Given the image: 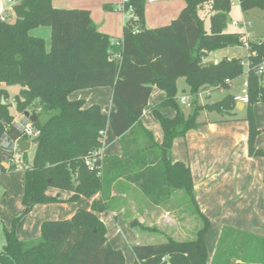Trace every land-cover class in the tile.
I'll return each instance as SVG.
<instances>
[{"label":"trees","instance_id":"16d2710c","mask_svg":"<svg viewBox=\"0 0 264 264\" xmlns=\"http://www.w3.org/2000/svg\"><path fill=\"white\" fill-rule=\"evenodd\" d=\"M16 1L15 18L0 19V139L15 119L4 85H20L15 97L18 110L25 113L32 107L38 116L34 123L41 130L32 140L37 144L33 165L22 164L24 213L38 204L77 201L98 193L101 197L90 209L78 208L69 219L45 220L39 238L21 240L6 230L0 264H125L124 252L110 243L107 226L97 212L111 211L117 200L113 190L132 184L156 205L174 191H183L202 221L192 239L166 236L158 243L133 245V264H208L206 235L211 221L197 204L190 167L182 161L172 162L171 150L177 137L201 124L198 118L203 107L223 115L233 113L234 95L203 106L199 94L229 87L227 80L243 75V61L248 59L249 153L264 158V149L255 145L261 129L253 110L256 103H264V75L257 72L264 60V39H249L245 57L204 61L203 52L245 46L243 33L227 30L233 0H185V8L170 24L155 29L144 25L147 0H126L124 8H132L134 16L126 22L121 46L99 31L90 10L57 8L52 0ZM239 3L243 12L264 8V0ZM205 6L213 12L209 30L200 15ZM42 25L51 28L50 49L42 36L32 33ZM117 53L119 58L114 57ZM180 77L189 86L188 114L177 97ZM105 86L113 88L116 107L109 114L99 104L85 106L84 99L69 98L76 90ZM154 86L166 91V98L152 107L164 132L161 143L141 119ZM166 107L174 108L176 115L165 116L162 110ZM108 124L122 146V155H104L91 168L86 157L103 146L102 132ZM5 161L15 167V153L0 148L1 172L9 169ZM49 187L73 195L61 199L47 194ZM131 225L159 231L138 219ZM260 242L264 263V237Z\"/></svg>","mask_w":264,"mask_h":264},{"label":"crops","instance_id":"0c3cea01","mask_svg":"<svg viewBox=\"0 0 264 264\" xmlns=\"http://www.w3.org/2000/svg\"><path fill=\"white\" fill-rule=\"evenodd\" d=\"M124 2L125 0H52L53 6L57 8L87 10L97 8L98 29L111 38H118L116 41L123 39L124 27L129 17V13L122 8ZM185 6V0L147 2L144 25L148 29L168 25ZM230 18L232 21V17ZM209 19L211 21V17ZM234 32L245 35L242 31ZM249 39L259 41L264 37L253 39L249 36ZM214 53L217 52H206L204 61L207 62V58ZM232 86L233 84L229 87ZM157 89L159 88L154 86L141 119L143 124L153 131L155 140L161 143L164 139L161 124L159 123V129L153 120L150 122L152 107L156 105L154 104L156 101L152 100L153 94L158 91L159 103L166 98V91ZM188 93L189 90H185L180 96L189 95ZM206 96H211V91L204 94V97ZM69 98L84 99L85 106L99 104L106 114L116 109L113 104V88L110 86L76 90ZM202 98L199 97L200 101ZM236 109L242 113L234 110L232 114L223 115L221 118L210 119L208 116L207 119H200L201 124L198 127L190 129L185 136L174 140L171 150L172 162L182 161L190 167L197 204L211 221V227L206 235L208 264H264L260 244L261 238L264 237V158L250 155L249 122L244 117L246 105L237 102ZM253 110L257 126L261 129L255 145L264 149V103H256ZM162 113L174 117L177 111L172 107H166ZM108 128L111 129L110 124ZM114 137L112 152H109V147H106L105 143L103 144L105 155H122V146L118 138ZM47 191L49 192V189ZM67 193L57 192L58 196L65 200L72 196L71 192ZM113 195L117 200L112 210L100 211L97 215L107 226L110 243L124 252L125 264H133L135 261L133 248L127 254L124 251L125 240L141 241L139 231L131 225L133 219H138L148 226H156L158 232H165V236L177 240L194 238L189 236H192L193 232L195 234L199 227L197 222L190 220L191 218H177L173 215L174 212L185 213L183 205L190 204L183 191H174L159 205L151 202L133 184L120 185L118 189L113 190ZM100 197L101 194L98 193L92 199ZM92 199L89 200L90 205ZM226 228H230V231L225 235L223 232Z\"/></svg>","mask_w":264,"mask_h":264},{"label":"rangeland","instance_id":"374dc122","mask_svg":"<svg viewBox=\"0 0 264 264\" xmlns=\"http://www.w3.org/2000/svg\"><path fill=\"white\" fill-rule=\"evenodd\" d=\"M5 0H0V9L4 6ZM90 10V9H89ZM91 18L94 23L97 25V8L90 10ZM212 10L209 6H205L202 10H200V15L205 19V28L209 30L210 28V17L212 15ZM230 15L232 17V21H229L227 30L228 31H242L245 35L251 36L253 39H259L264 37V8L255 7L247 12H243L240 3L238 0H233L232 8ZM236 24H233V22ZM100 31V30H99ZM32 33L34 35L42 36L46 39V46L47 49H50L51 46V30L49 26L42 25L35 28ZM118 40V38H112V43ZM247 47H234L229 48L228 51L224 52H217L210 55L207 58V62H214L215 60L223 59L224 57L229 58H236V57H245L247 53ZM247 66L244 65V74L240 77L233 80L232 87H225L222 89H214L211 90V96H206L202 98L203 106L206 104H211L222 98L226 97L227 95H241L243 94V90L246 89L245 82L247 80ZM158 87V86H156ZM159 88V87H158ZM21 89L20 85L12 84L6 87L8 93V99L11 104L9 106L10 113L17 117L21 112L18 110L17 103L15 101L16 95L19 93ZM161 88L157 89L160 90ZM177 97L182 95L185 90H189L188 83L185 77H180L177 83ZM234 95V96H235ZM158 97L159 93L156 91L153 94L152 100H154V104H158ZM181 97V96H180ZM5 100V98H4ZM200 101V102H201ZM186 108L185 105H183ZM186 114L189 113V108L185 109ZM31 113H34L33 108L29 107L27 110ZM235 111L238 112L239 110L235 108ZM242 113L241 111H239ZM247 109L244 111V117H247ZM152 114V115H151ZM151 120H153L156 126L160 129L159 121L156 119L153 113H151ZM165 115V114H164ZM209 116L210 119L214 118H221L223 114L219 113L215 110H208L206 107L201 109L199 114L200 119H207ZM106 134L104 135V143L106 147H109V152H112L111 146L114 144V133L110 128H106ZM152 131V130H151ZM153 132V131H152ZM37 152V144L32 141V146L29 151L26 153L17 150L15 152V167H10V161L3 162V165L8 167L9 169L6 172H1L0 170V251L3 250L4 245L6 243V230L14 231L17 237L21 240H32L35 238H39L42 235V224L45 220H62V219H69L75 213L78 208H86L90 209L92 203L95 199L81 197L77 201H65V202H53V203H46L34 206L31 211L27 214L24 213V206H23V196L25 191V184H24V174L22 172V164L27 161V163L31 166L34 163L35 154ZM25 156L27 157L25 160ZM49 192L47 194L58 197L57 192L67 193V191L60 190L54 187H49ZM47 189V190H48ZM69 192V191H68ZM73 195L70 194V196ZM65 196V195H63ZM66 197V196H65ZM64 198V197H63ZM92 199L91 205L90 201ZM89 206V207H88ZM184 209L181 213L177 214L178 212H174L173 215L177 218H191L190 220L193 222H197L199 226L201 225L202 221L200 216L197 212L192 209L191 204L186 203L183 205ZM193 226V225H192ZM139 237L140 242L137 240H125L124 251L127 254L129 250H132V246L139 243H158L164 241L166 239L165 232H149L146 230H140ZM196 233V232H195ZM194 237L195 234H191ZM187 237V238H189ZM133 241V242H132Z\"/></svg>","mask_w":264,"mask_h":264},{"label":"built area","instance_id":"2783aa9c","mask_svg":"<svg viewBox=\"0 0 264 264\" xmlns=\"http://www.w3.org/2000/svg\"><path fill=\"white\" fill-rule=\"evenodd\" d=\"M157 1H163V0H147V2L149 3L157 2ZM17 2L18 1L16 0H5L4 1V6L2 7V9H0L1 21H12L15 18L14 6ZM122 8L125 10L124 6H122ZM127 12L129 13V17H128V20H129L131 17L134 16V10L130 8L129 11ZM233 23L236 24L235 21ZM114 43L121 46L122 40L116 41ZM245 46L247 48L249 46V36H245ZM114 57L119 58L120 54L119 53L114 54ZM243 64L246 65L247 68L249 69L250 62L248 59L243 61ZM257 72L261 75H264V60L259 64L257 68ZM227 81L229 85L232 84L231 80H227ZM245 86H246V89L243 90V94L234 96V100L236 103L240 102L245 105L249 103V95L247 92V82L245 83ZM207 93H210V90L200 92L199 97H204V94H207ZM180 101L187 108L191 107L192 101H191L190 95H184L180 97ZM11 128H14L15 130H17L21 134V137L31 142L34 138L38 137L41 134V130L35 125V123L32 120H30L28 117H26L24 113H22L20 116L14 119L13 125L6 130L5 134L0 139V148L6 151L12 152V153H15L19 149L17 146V141L14 140L12 136L9 134V130ZM102 133L105 135V131H103ZM104 155L105 154H104L103 146L100 147L99 149L94 150L93 152H91L89 156L86 157V165L91 168L96 167L97 163L99 162V160L102 159ZM10 163L12 164V162Z\"/></svg>","mask_w":264,"mask_h":264},{"label":"water","instance_id":"95a60500","mask_svg":"<svg viewBox=\"0 0 264 264\" xmlns=\"http://www.w3.org/2000/svg\"><path fill=\"white\" fill-rule=\"evenodd\" d=\"M231 18L229 17V20ZM206 53L203 52V55H205ZM24 115L26 117H28L30 120H32L33 122H37L38 121V116L34 113H31L29 111H25ZM9 134L12 136V138L14 140L17 141V146H18V149L21 151V152H27L30 150L31 146H32V142L29 141V140H26L24 139L23 137H21V134L15 130L14 128H11L9 130Z\"/></svg>","mask_w":264,"mask_h":264}]
</instances>
